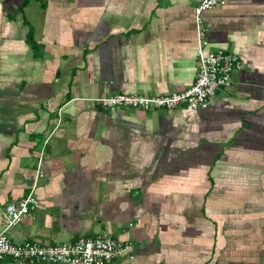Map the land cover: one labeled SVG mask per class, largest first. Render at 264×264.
I'll return each mask as SVG.
<instances>
[{"label": "crops", "instance_id": "0c3cea01", "mask_svg": "<svg viewBox=\"0 0 264 264\" xmlns=\"http://www.w3.org/2000/svg\"><path fill=\"white\" fill-rule=\"evenodd\" d=\"M200 1L0 0V213L39 200L10 240L105 235L131 244L119 264H264V0L203 13L206 49L241 63L207 108L93 101L190 86Z\"/></svg>", "mask_w": 264, "mask_h": 264}, {"label": "built area", "instance_id": "2783aa9c", "mask_svg": "<svg viewBox=\"0 0 264 264\" xmlns=\"http://www.w3.org/2000/svg\"><path fill=\"white\" fill-rule=\"evenodd\" d=\"M224 4V0H201L194 8V21L198 49L197 72L194 82L180 90L168 94L143 95L116 92L99 96L93 101L101 108H134L144 111L205 109L221 87H229L232 73L241 66L238 58L224 49L207 50L206 28L203 13L214 6ZM39 204L32 192L21 199L7 203L1 210L3 229L0 232V261L5 258L26 260L37 263L63 264H119L118 255L131 247L105 235L93 238L81 237L73 242L43 245L37 242H15L9 239L6 230L17 225L25 215ZM132 257V255L130 256Z\"/></svg>", "mask_w": 264, "mask_h": 264}, {"label": "trees", "instance_id": "16d2710c", "mask_svg": "<svg viewBox=\"0 0 264 264\" xmlns=\"http://www.w3.org/2000/svg\"><path fill=\"white\" fill-rule=\"evenodd\" d=\"M27 1H28V0H22V3H21V5H22V6H24V4H26V3H27Z\"/></svg>", "mask_w": 264, "mask_h": 264}]
</instances>
